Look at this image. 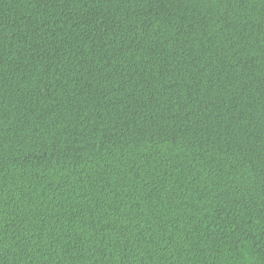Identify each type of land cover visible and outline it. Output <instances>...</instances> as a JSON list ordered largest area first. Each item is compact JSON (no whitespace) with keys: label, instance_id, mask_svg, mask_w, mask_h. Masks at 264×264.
<instances>
[{"label":"trees","instance_id":"trees-1","mask_svg":"<svg viewBox=\"0 0 264 264\" xmlns=\"http://www.w3.org/2000/svg\"><path fill=\"white\" fill-rule=\"evenodd\" d=\"M0 264H264V0H0Z\"/></svg>","mask_w":264,"mask_h":264}]
</instances>
